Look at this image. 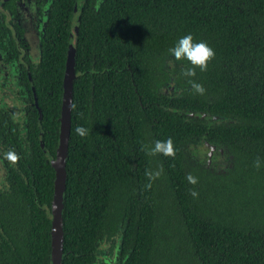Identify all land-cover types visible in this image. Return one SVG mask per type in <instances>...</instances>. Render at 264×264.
<instances>
[{"label":"trees","instance_id":"1","mask_svg":"<svg viewBox=\"0 0 264 264\" xmlns=\"http://www.w3.org/2000/svg\"><path fill=\"white\" fill-rule=\"evenodd\" d=\"M75 6L49 5L31 72L42 118L30 93L24 139L10 116L0 120L1 140L18 147L16 205L0 241V261L10 264H50V160ZM186 34L216 53L195 77L168 51ZM74 72L63 264H108L107 250L111 264H264V0H84ZM169 137L175 158L142 150ZM206 144L226 155L223 172L193 158ZM146 170H162L151 189Z\"/></svg>","mask_w":264,"mask_h":264},{"label":"flooded vegetation","instance_id":"2","mask_svg":"<svg viewBox=\"0 0 264 264\" xmlns=\"http://www.w3.org/2000/svg\"><path fill=\"white\" fill-rule=\"evenodd\" d=\"M51 1L0 0V94L4 93L3 96L17 99L16 102L8 99L3 106H0V120L3 115V117L10 116L11 123L19 126L20 134L18 136L21 139L26 136L25 107L30 93L33 95L35 106L37 109L39 108L35 87L31 81V72L40 62L41 40L46 30ZM25 77L29 78L31 90L25 83ZM171 90L173 91L172 87ZM18 105L21 106L20 109ZM14 108L16 113H14ZM38 112L39 119H41V110L38 109ZM1 126L2 122L0 121V131ZM10 133L12 134L11 130ZM40 133V146L46 154L42 140L43 133L41 131ZM13 137L15 138V136ZM204 147L192 148L190 153L193 158L201 164L207 162L204 165H212L211 162L214 160L216 165L211 168L223 172L226 167L224 162L226 155L223 154V157L213 156L211 162L208 163L204 160ZM17 152L16 138L13 141H3L0 136V241L8 239L6 230L9 231V225L5 221L11 216L16 205L17 181L14 180L13 175L18 172ZM0 264H10V262L0 261Z\"/></svg>","mask_w":264,"mask_h":264},{"label":"water","instance_id":"3","mask_svg":"<svg viewBox=\"0 0 264 264\" xmlns=\"http://www.w3.org/2000/svg\"><path fill=\"white\" fill-rule=\"evenodd\" d=\"M83 2L84 0H76V6L73 12L66 71L63 82L64 91L60 117L59 143L56 157L50 160L51 165L56 173L52 206L51 210L48 211V217L52 222L50 264H63V210L64 194L66 190V164L71 132L73 83L76 76L74 67L77 50V36L79 32ZM204 151L208 161H210L213 156L216 157L217 155H219V157H222L223 155L221 147L216 148L208 144L205 145Z\"/></svg>","mask_w":264,"mask_h":264},{"label":"clouds","instance_id":"4","mask_svg":"<svg viewBox=\"0 0 264 264\" xmlns=\"http://www.w3.org/2000/svg\"><path fill=\"white\" fill-rule=\"evenodd\" d=\"M169 53L175 57L177 61L186 60L190 63L191 67H184L182 69V75L184 77H195L197 75L196 69L201 72L208 70L209 63L215 58V50L205 41H196L192 34H186L181 37L174 47L170 48ZM192 85V89L199 95H204L206 89L202 84L195 83L189 80ZM75 133L80 137H86L88 135V129L82 125H77L74 129ZM149 156H156L158 154L165 157L175 158L176 149L174 141L171 137L166 140H156L150 148L144 146L142 148ZM254 166L260 168L261 161L259 157L254 161ZM162 170H146L145 175L148 178L149 183L145 185L146 189H151L152 182L160 178ZM189 184L195 186L198 184V178L189 173L186 177ZM189 194L193 198L199 197V192L195 188L189 190Z\"/></svg>","mask_w":264,"mask_h":264},{"label":"rangeland","instance_id":"5","mask_svg":"<svg viewBox=\"0 0 264 264\" xmlns=\"http://www.w3.org/2000/svg\"><path fill=\"white\" fill-rule=\"evenodd\" d=\"M4 95V93H1L0 94V106H3L4 104H5V101H7L8 99H10V101H14V102H16L17 101V99L15 98V97H11V96H3ZM3 96V97H2ZM19 106V105H18ZM20 107L21 106H19V109H20ZM14 113H16V110H15V108H14ZM216 165V164H215ZM110 246V245H109ZM108 246V247H109ZM107 247V248H108ZM109 254H110V252L107 250V252H103V254L102 255H104L105 257H107L105 260H107L108 261V264H111L110 262L112 261L111 260V258H112V255H110L109 256Z\"/></svg>","mask_w":264,"mask_h":264}]
</instances>
